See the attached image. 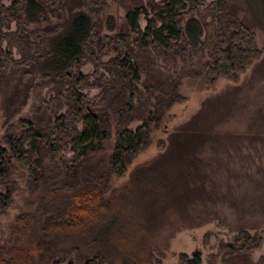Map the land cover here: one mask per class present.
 <instances>
[{
    "label": "rangeland",
    "instance_id": "obj_1",
    "mask_svg": "<svg viewBox=\"0 0 264 264\" xmlns=\"http://www.w3.org/2000/svg\"><path fill=\"white\" fill-rule=\"evenodd\" d=\"M38 1L45 7L41 23H29L17 9L0 22V149L12 155L6 139L24 137L21 122L28 121L35 130L54 136L59 152L56 156L50 155L48 149L34 153L31 161L38 159L40 170H30L34 169L32 162L24 166L11 159L6 177L0 181V247L7 249L18 242L13 233L18 216L44 220L66 206L78 185L83 186V170L101 169L100 163L107 169L117 130L121 128L118 122L131 100L135 112L125 114L129 120L122 127L134 132L148 121L149 138L128 161L122 175L110 176L103 198L127 183L145 163L161 161L162 156L172 163L175 171L161 179L163 191L166 183L170 189L161 208L165 214L163 220L151 223L142 214L153 261L180 264V255L191 258L197 252L201 264H232L231 258L241 264H264V8L261 0H204L192 15L184 11L183 27L189 16L200 24L201 34L196 42L172 60L167 59L163 50L148 49L139 62L142 66L139 80L132 84L124 76L125 69L118 65V53L108 47L110 39L128 34L129 8L140 5L145 9V15L138 20L139 29L144 31L153 17L151 6H162L166 0ZM2 4L9 8L12 1L4 0ZM224 7L231 17L254 33L260 55L247 69L218 76L215 82H210L202 70L204 65L214 62L213 47L224 42L218 32L225 26ZM76 13L91 19L93 39L72 70L46 75L42 69L45 57H42L46 56L49 34L64 31ZM129 56L134 63L135 55ZM78 98L108 115L109 138L102 143L101 152L82 161L80 175L72 178L77 172L76 152L67 130L56 122L77 106ZM147 103L148 110L141 117L142 104ZM76 127L81 128L77 124ZM28 146L27 141L25 148ZM159 186V181L154 180L144 188L145 204L160 190ZM4 195H9L5 204ZM152 204L149 202L147 208ZM130 205H136V209L140 206L135 200ZM131 211L136 216L134 207L125 214L130 216ZM99 213L95 211V215ZM137 217L114 237L112 249L119 257L130 243L137 245L134 235L127 232L142 224ZM100 220L99 217L84 220L82 230H98L101 225L96 224ZM62 234H66L65 244L80 238V233ZM242 235L252 244L245 250V241H236ZM4 258L8 260L9 256L5 254ZM70 263L98 264L76 252L57 258V264Z\"/></svg>",
    "mask_w": 264,
    "mask_h": 264
},
{
    "label": "trees",
    "instance_id": "obj_2",
    "mask_svg": "<svg viewBox=\"0 0 264 264\" xmlns=\"http://www.w3.org/2000/svg\"><path fill=\"white\" fill-rule=\"evenodd\" d=\"M3 1L0 0V22L10 17L14 9L24 14L29 23H41L44 20L45 7L38 0H10L12 6L9 8H5ZM203 2L204 0H166L162 6L152 5L153 17L148 20L144 31L139 29L138 20L140 16L145 15V9L138 5L127 10L128 34L121 35L120 38H111L108 47L118 53V65L125 69L124 76L131 84L139 80L138 73L142 67L139 62L148 49L163 50L167 59L172 60L184 54L186 49L196 42L201 34L197 19L189 16L184 27L181 22L184 11H188L187 15H192ZM261 3L264 8V0H261ZM223 13L225 26L218 32L223 36L224 42L213 47L214 62L204 65L202 70V75L210 82H215L218 76L232 75L236 70L247 69L260 55L254 33L244 27L238 19L231 17L225 7ZM18 24L21 26L19 19ZM93 33L94 25L89 16L83 13L74 14L64 31L55 30L49 34L44 51L46 56L42 57H45L42 61L43 72L46 75H53L72 70L78 65L88 42L93 39ZM113 40L116 41L114 45ZM132 54L135 55L134 63L129 60V55ZM76 102L77 106L69 109L66 116L58 118L56 122L67 130L66 135L69 136L73 150L76 152L77 172L72 178L77 174V176L80 175L82 161L91 159L101 152L102 143L109 138L108 115L92 109L80 98ZM172 102L174 101H170ZM148 107V103L142 104L141 117L144 116L143 111L148 110ZM127 112L130 115L135 112L131 100L118 122L121 128L118 127L120 129L116 133V143L108 160L107 169H104L100 163L101 169L94 167L83 170V186L78 185L77 191L73 193L66 206L55 210L52 215H47L44 220L31 216H18L13 225V233L18 242L7 249L0 247V264H50L51 262L57 264V258L72 252H76L83 259H90L91 262L97 261L98 264H160L150 257V247L146 241L147 230L143 224L142 214L151 223L162 221L165 216L161 208L167 202L170 189L166 183V191H163L161 179L175 171L172 163L165 161L166 156L160 157L161 161L155 159L138 167L127 183L116 188L108 198H103L108 189L110 176L122 175L128 161L135 157L149 138L148 121L134 132L122 127L126 120H129V117L125 115ZM76 124L81 128L78 129ZM21 125L25 130L24 137H20V140H12L8 136L6 139L12 155L9 156L7 150L0 149V181L6 177L11 159H15L24 166L32 162L34 169L30 170H40L41 163L38 159L31 161L34 153L48 149L50 155L56 156L59 152L54 136L35 130L28 121L21 122ZM27 141L29 146L25 148ZM62 170L67 171L65 168ZM154 180L159 181L160 190L154 192L149 198L150 201L145 204L144 188ZM134 200L138 201L140 209L139 207L136 209V205H130ZM5 201H9V195L3 196L2 203L5 204ZM149 202L153 204L147 208ZM133 207L137 211L136 216L132 214L133 210L130 216L125 214ZM95 211L100 213L95 215ZM95 217L101 218L96 224V226L101 225L100 228L96 231L82 230L84 220ZM136 217L139 222V218L141 219L142 224L139 223L136 229H130L127 232L128 235H134L137 245L135 247L130 243L126 252L119 257L112 249L114 237L120 235ZM72 232L80 233V238L71 239L65 244L66 234L62 233L72 235ZM244 237L246 238L245 235L238 236L236 241L244 240L243 249L245 250L252 244L250 239ZM20 242L22 244L17 245ZM228 249H230L228 254L231 255L232 247L229 246ZM5 254L9 256L8 260H5ZM179 261L180 264H201V255L196 252L189 258L182 254ZM229 261L232 264H241L236 263L233 258Z\"/></svg>",
    "mask_w": 264,
    "mask_h": 264
}]
</instances>
